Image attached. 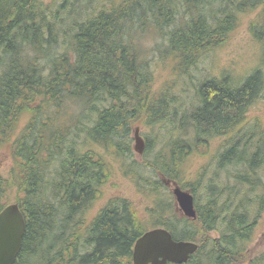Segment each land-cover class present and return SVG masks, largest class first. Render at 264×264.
<instances>
[{
    "label": "trees",
    "instance_id": "16d2710c",
    "mask_svg": "<svg viewBox=\"0 0 264 264\" xmlns=\"http://www.w3.org/2000/svg\"><path fill=\"white\" fill-rule=\"evenodd\" d=\"M86 3L78 12L62 5L66 16L74 14L68 21H74L73 34L56 53L62 17H50L39 0H0V148L12 160L6 175L0 173V211L13 192L25 222L14 264H132L135 241L154 228L198 245L186 264H264V254L251 256L247 248L264 211V182L256 176L264 167V133L249 136L254 129L244 127L246 111L264 92V0ZM246 12L255 14L250 32L259 65L241 80L227 72L202 80L192 111L178 115L168 106L173 103L166 87L154 89L141 38L155 33L164 40L163 57L180 63L174 71L184 73L223 43ZM68 102L79 119L58 121ZM139 121L180 134L163 142L148 163L154 175L147 179L131 159L129 131ZM239 129L244 135L236 134ZM214 139L225 140L217 154H206L209 161L215 160L217 173L234 172L241 186L259 188L255 201L236 202V190L216 183L197 193L193 184L203 175L189 177L187 157ZM145 150L151 152L148 143ZM113 166L124 175L139 169L133 180L150 202L144 217L126 198L110 199L90 213ZM165 181L192 194L195 220L177 213ZM254 202L251 219L248 204ZM85 217L91 219L82 226Z\"/></svg>",
    "mask_w": 264,
    "mask_h": 264
},
{
    "label": "rangeland",
    "instance_id": "374dc122",
    "mask_svg": "<svg viewBox=\"0 0 264 264\" xmlns=\"http://www.w3.org/2000/svg\"><path fill=\"white\" fill-rule=\"evenodd\" d=\"M48 8V15L50 17L56 16L59 18H63L59 25H56V45L57 52H61L63 49L67 48L69 42L62 45L63 39L70 41L71 28L74 25V21L72 20L70 23L68 21L73 18L74 10L76 12L82 9L85 4H87V0H39ZM65 5L67 9L71 10L70 15H65V13L69 14L67 9H63L62 5ZM73 4V5H72ZM96 6L98 3H94ZM86 15L88 14V9H84ZM90 14V13H89ZM255 18L254 13L246 12L240 16V21L238 27L232 30L227 39L219 44L216 48L211 50L210 52L203 54L201 57L198 56V60H196L194 65H188L186 72H178L175 73V67L178 68V71L181 70L180 63H173L168 61L164 52V45L160 37H158L155 33L151 36L141 38V43L143 44L145 50V59L149 64L150 69L153 73L154 78V89L165 88L170 97L167 98L169 102L173 104L168 106H174L177 109L178 115H180L184 110L192 111L193 106L196 104V91L202 80L206 78L219 77L223 72H227L230 77H238L239 80L244 78L246 73L251 72L253 67L259 65V48L258 44L253 38L250 32V26L253 23V19ZM61 21V22H62ZM69 32V34H66ZM151 32V31H150ZM165 32V31H164ZM162 32L161 34H163ZM139 49V42L138 47ZM25 55V53H23ZM261 64V62H260ZM180 69V70H179ZM264 70V66H262ZM175 74V75H174ZM177 74V75H176ZM66 113L65 116H61L58 118V121L69 122L76 121L79 119V114L76 106L74 104L70 105L69 102L66 104ZM56 109L52 108L47 111V115L49 117H53L52 114ZM172 111V109H171ZM246 124L244 127L246 129H254L253 133H248L249 136L251 134L260 135L264 133V92L262 96L248 108L246 111L245 117ZM137 124H139L137 126ZM132 126V129L129 131L130 147L132 150L131 159L134 160L138 166L140 164L141 167V175L143 178L153 177L154 173L150 170L149 162H152L154 155L161 148L164 141H174L178 136H180L179 132L172 129V133L169 134L165 132L164 129L159 127L150 126L146 123H141L140 121ZM255 126L252 127V126ZM139 128V135L144 141L145 147L147 143L151 149V152L146 153L145 147L142 155H138L134 152V129ZM244 129V128H243ZM242 129V130H243ZM242 130H238L236 133L239 135H244ZM231 138L228 140L231 141ZM225 139H214L209 143L206 150L200 149L198 153L192 154L187 157L186 166L189 167V177L194 175V173L201 172L203 178H201L198 184H193L196 187V191L198 194L203 192V189L209 183H216L219 187H224L227 185L231 189L232 194L236 190V202L242 198H247L249 200L255 201V197L260 194V189L254 187L250 189L246 186H241L232 179L233 173L232 171H226L217 173L215 170V160L209 161V156L217 154L222 148ZM114 158H108V161L113 163ZM12 164V160L10 158L8 149L0 148V173L2 175H6L7 170L10 168ZM130 164V162H128ZM203 168V169H202ZM243 171V170H242ZM238 171L237 173H239ZM230 174V175H229ZM139 177V169L137 171H133L130 175H124L122 171H118L117 166H113L112 174H110V178L106 182L105 186L102 189V195L94 207L91 214L95 213L99 208L103 207L110 199L113 198H126L132 202L135 207L136 213L140 217H144V213L146 214L147 209L150 207V202L143 195V192L139 190V186L135 185L134 178L135 176ZM222 176V177H221ZM256 176H258L262 182H264V167L256 172ZM137 179V178H136ZM223 179V180H222ZM218 180V181H217ZM166 192L171 193L174 187L173 183L165 181ZM237 187V188H236ZM13 193V192H12ZM10 194L9 199L10 204L14 203L15 194ZM172 194V193H171ZM233 197V196H232ZM173 198V196H172ZM233 202H235L233 200ZM235 202V203H236ZM238 204V203H236ZM173 207L177 211V213L182 216V212L178 209L175 200L173 199ZM243 208L246 207V204H242ZM248 207L251 209V213L249 217L252 219L255 211V202L248 204ZM240 209V208H239ZM90 214V215H91ZM91 218H82L81 223L82 226H86L88 224V220ZM217 232H212L211 237H217ZM251 256L264 254V211L259 216L255 227L253 229L252 238L250 243L247 245Z\"/></svg>",
    "mask_w": 264,
    "mask_h": 264
},
{
    "label": "water",
    "instance_id": "95a60500",
    "mask_svg": "<svg viewBox=\"0 0 264 264\" xmlns=\"http://www.w3.org/2000/svg\"><path fill=\"white\" fill-rule=\"evenodd\" d=\"M144 141L139 128L134 129V152L142 155ZM174 200L182 215L195 219L193 197L190 193L174 187ZM25 232L23 214L16 203L5 206L0 211V264H14L21 250ZM197 244L175 241L164 228H155L143 233L133 246V264H185L196 253Z\"/></svg>",
    "mask_w": 264,
    "mask_h": 264
},
{
    "label": "flooded vegetation",
    "instance_id": "af4514ba",
    "mask_svg": "<svg viewBox=\"0 0 264 264\" xmlns=\"http://www.w3.org/2000/svg\"><path fill=\"white\" fill-rule=\"evenodd\" d=\"M131 259H132V257H131ZM132 264H133V261H132Z\"/></svg>",
    "mask_w": 264,
    "mask_h": 264
}]
</instances>
